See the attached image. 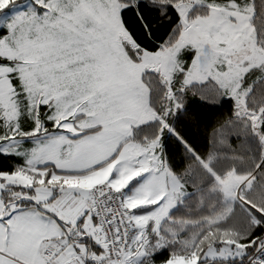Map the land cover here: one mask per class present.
<instances>
[{"label":"snow or ice","instance_id":"snow-or-ice-1","mask_svg":"<svg viewBox=\"0 0 264 264\" xmlns=\"http://www.w3.org/2000/svg\"><path fill=\"white\" fill-rule=\"evenodd\" d=\"M0 264H264V0H0Z\"/></svg>","mask_w":264,"mask_h":264},{"label":"trees","instance_id":"trees-1","mask_svg":"<svg viewBox=\"0 0 264 264\" xmlns=\"http://www.w3.org/2000/svg\"><path fill=\"white\" fill-rule=\"evenodd\" d=\"M194 112H201V113H207L206 119L211 124L215 121V119L222 115L224 112L227 111V106L225 108L221 109L219 112H212L209 110V108L200 107L199 104L193 106Z\"/></svg>","mask_w":264,"mask_h":264}]
</instances>
